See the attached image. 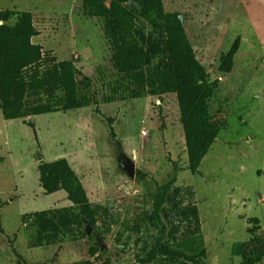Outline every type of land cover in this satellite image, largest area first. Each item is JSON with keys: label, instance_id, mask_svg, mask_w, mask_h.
Segmentation results:
<instances>
[{"label": "rangeland", "instance_id": "rangeland-1", "mask_svg": "<svg viewBox=\"0 0 264 264\" xmlns=\"http://www.w3.org/2000/svg\"><path fill=\"white\" fill-rule=\"evenodd\" d=\"M162 1L165 13L182 18L215 84L208 112L220 132L196 174L188 169L174 94L103 102L115 80L111 51L101 20L82 15V0H0V10L32 15L34 44L59 61L79 60L78 80H90L95 101L25 119L0 113V264H133L150 245L151 194L173 175L174 187L194 193L204 264H242L232 255L235 243L243 252L264 251V0ZM236 39L232 70L221 73L219 58ZM59 159L108 218L93 226L83 219L75 237L31 248L23 216L72 206L63 191L45 195L39 184V163Z\"/></svg>", "mask_w": 264, "mask_h": 264}, {"label": "trees", "instance_id": "trees-1", "mask_svg": "<svg viewBox=\"0 0 264 264\" xmlns=\"http://www.w3.org/2000/svg\"><path fill=\"white\" fill-rule=\"evenodd\" d=\"M81 12L87 19L101 20L111 51L115 80L107 84L103 102L174 94L188 169L196 174L220 126L208 112L215 84L208 81L196 59L179 15L165 13L162 0H82ZM37 35L29 12L0 10V113L4 120L70 112L95 102L87 94L90 80H78L79 60H57L32 42ZM238 47L236 39L220 56L221 73L231 72ZM37 171L43 193L63 191L72 206L25 214L22 223L30 231L29 247L75 237L83 219L92 226L102 218L107 221V211L89 203L80 178L65 159L40 162ZM175 182L173 175L151 194L146 227L150 245L135 256L133 264H204L206 251L198 209L192 202L194 193L174 187ZM232 255L240 256L242 264H257L264 251L243 252V244L235 243Z\"/></svg>", "mask_w": 264, "mask_h": 264}, {"label": "water", "instance_id": "water-1", "mask_svg": "<svg viewBox=\"0 0 264 264\" xmlns=\"http://www.w3.org/2000/svg\"><path fill=\"white\" fill-rule=\"evenodd\" d=\"M180 21L182 22V18L179 17ZM127 172L129 173V175H133L134 174V168L132 165H130V167L127 168Z\"/></svg>", "mask_w": 264, "mask_h": 264}]
</instances>
